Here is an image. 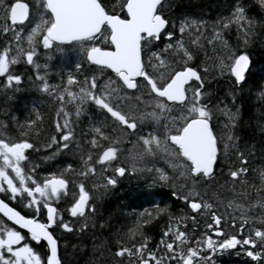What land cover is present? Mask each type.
I'll return each instance as SVG.
<instances>
[{"label": "trees", "instance_id": "obj_1", "mask_svg": "<svg viewBox=\"0 0 264 264\" xmlns=\"http://www.w3.org/2000/svg\"><path fill=\"white\" fill-rule=\"evenodd\" d=\"M14 1L0 0V140L28 146L18 174L11 172L17 194L0 180V199L47 228L68 226L54 233L62 264H138L145 258L184 264L183 255L204 248L215 225L252 233L256 259L225 250L209 264H264V0H162L157 12L170 38L141 41L144 71L159 87L175 71L198 74L188 99L168 111L181 128L197 116L186 108L193 93L196 111L209 120L217 145L213 173H197L194 180L180 176L158 152L131 154L141 135L160 142L178 131L160 128L150 115L152 101L160 99L144 79L130 91L110 70L87 61L90 47L111 48L106 26L94 37L55 43L46 37L52 17L44 0H24L28 20L11 25ZM98 1L108 14L126 17V0ZM242 54L250 57L255 79L238 87L232 70ZM107 150L113 155L103 158ZM54 177L66 186L52 198L44 188ZM83 193L89 197L85 211L71 212ZM8 229L21 232L28 245L31 234L0 214V233ZM32 244L40 262H48L46 248ZM170 244L182 246L175 252ZM198 254L191 264H205V253Z\"/></svg>", "mask_w": 264, "mask_h": 264}, {"label": "water", "instance_id": "obj_2", "mask_svg": "<svg viewBox=\"0 0 264 264\" xmlns=\"http://www.w3.org/2000/svg\"><path fill=\"white\" fill-rule=\"evenodd\" d=\"M161 1L126 0L124 5L126 18H122L107 14L98 0H44L52 17V24L46 35L48 39L56 43H70L96 35L103 25H107L110 29L109 40L112 49H101L97 46L90 48L86 52L87 60L116 73L127 89H134L135 79L144 76L155 95L169 103H181L186 99L185 86L190 83L191 79L198 78L195 70L185 68L176 71L161 88H158L150 77L141 73L143 68L140 48L142 36L146 38L154 36L158 39L164 30L160 20L161 16L156 13ZM28 17L29 5L24 0L12 3L8 13L10 24L24 23ZM238 58L235 60L233 73L236 71ZM171 141L179 146L183 156L189 160L193 172L212 174L217 146L206 118L196 117L188 120L179 134L171 136ZM47 182L52 186L53 192L57 187H65V181L60 178H51ZM86 201L87 195L81 196L74 208L77 211L83 210ZM192 208L196 210L197 204L192 205ZM0 214L21 230L32 234L36 239H48L49 248L55 249L56 243L52 241V235L47 227L23 216L1 199ZM49 219L52 221V216ZM247 254L251 255L250 252ZM252 257L256 259V256L252 255ZM189 262L188 259L186 264ZM47 264H60V261H57L53 254L49 256ZM139 264H150V261L141 260Z\"/></svg>", "mask_w": 264, "mask_h": 264}, {"label": "rangeland", "instance_id": "obj_3", "mask_svg": "<svg viewBox=\"0 0 264 264\" xmlns=\"http://www.w3.org/2000/svg\"><path fill=\"white\" fill-rule=\"evenodd\" d=\"M9 10H8V13H9ZM4 69H5V65L0 64V71H3ZM193 97H194L193 93H189V103L186 105V108L192 110L194 114H196L197 116L203 117L202 112L198 113L196 111V108L193 105ZM152 102L153 103L151 107L153 109L150 110L151 112L150 115L154 117L155 119L159 120L160 128H162L163 126H166V129L170 128L174 130V132L179 131L180 128H177L179 121L176 122L174 118L172 120L169 119L170 117L168 115V111L170 110V104L164 101V99H160V100L157 99ZM175 110L177 111V113H179L180 111L178 108H175ZM135 119L140 120L142 122L144 121V117L135 116ZM139 138L140 140L138 138H136L135 140H137L140 145L135 144V146L132 148V153L130 152L131 154H134L133 151L141 152L143 153V155L149 152H158V155L164 160H168L170 158L171 161H173L172 164L170 162L169 163L173 167L176 168L179 175L182 176L184 179L186 180L195 179L194 178L195 174L192 173L191 165L187 164V162L184 159L179 157V154L181 153L180 151L177 150L176 146L171 144V142L169 141V137L167 140L166 137L164 136L163 138L160 139V142H159V139H156V137H152V136L150 137L148 135H141ZM26 146L27 144L25 143H11L9 141L4 142L0 140V177L4 176V179H5L1 182V185H4L5 187H7V185L9 184L10 186L13 187L11 178L9 176H12L11 172L14 174L18 172L17 162L18 160L22 158V152ZM109 155H113V153L110 150H107L105 154H103V158ZM131 157H132L131 159L132 161L135 160L134 155H132ZM0 191H4V189L1 186H0ZM44 192L46 194H50V188L46 186L44 188ZM13 198H17V197L13 196ZM73 211L74 210H71V212ZM224 213L230 216L229 217L230 219L236 216L235 211L233 212L225 211ZM234 213H235V216H231ZM229 218L228 219L226 218V219L230 220ZM229 225L230 227L233 226L232 224H229ZM225 227L227 230L230 229L228 225H225ZM230 233L233 234L232 230H230ZM21 239L22 237L19 235V233L15 231L13 232L12 230L8 229L5 231V233L0 234V247H6L9 251H12V246L18 244V242ZM181 246L182 245H179V244L173 245V247L171 244L169 245V247L170 248L172 247L171 249H174L175 252H177ZM213 246L215 248L217 245L214 244ZM204 249L205 248L203 247L198 248V246L196 247L195 252L194 250L189 249V254L185 253L182 259L184 260L185 257L191 258V255L193 256L199 255L198 253L200 252L203 253L206 250ZM206 251L207 253H210L212 250H206ZM12 255L13 257H9L8 260H6V262H8L9 264H20L21 259H23V261L28 264H39L40 263V257H37L36 255H34L32 250L27 245L16 247L15 250L12 252Z\"/></svg>", "mask_w": 264, "mask_h": 264}, {"label": "snow or ice", "instance_id": "obj_4", "mask_svg": "<svg viewBox=\"0 0 264 264\" xmlns=\"http://www.w3.org/2000/svg\"><path fill=\"white\" fill-rule=\"evenodd\" d=\"M162 27L166 30L167 24L163 21V18H160ZM158 38H170V34L165 37L164 32H161L160 37ZM252 67V61L250 60V57L247 54H242L238 58V65L236 67V71L233 73V81L238 85V87H244L249 83V80H254L255 77L249 75V69ZM94 211V208H93ZM45 219L47 220V216H45ZM59 228L61 231L70 230L68 229L67 225L60 226L57 224H52L48 226L49 233H52V241L56 243L55 249L49 248V240L46 238H40V239H34L31 235L27 237L29 243L28 247L33 250L34 255H38L35 253V248L32 244V242H35V245L37 246H43L46 248V256H51L55 254L57 261L60 260L58 256V238L55 236L56 229ZM221 238H223V234L221 233ZM24 239L22 238L18 244L12 246V251H8L6 247H0V264H4V261L8 260L9 257H12V252L15 250L16 247L23 246L24 245ZM239 245L235 246H229V245H222L223 249L228 250H235V248H238ZM209 250L214 251V246L209 245ZM202 259L205 261V264H209L211 261V258L205 255L202 257ZM20 264H24L23 259H21ZM40 264H47V259H41ZM62 264V261L60 262Z\"/></svg>", "mask_w": 264, "mask_h": 264}, {"label": "flooded vegetation", "instance_id": "obj_5", "mask_svg": "<svg viewBox=\"0 0 264 264\" xmlns=\"http://www.w3.org/2000/svg\"><path fill=\"white\" fill-rule=\"evenodd\" d=\"M242 229V228H241ZM221 233L223 234V238H221ZM230 232H228L227 230L221 229L219 232H215L214 230L211 231L210 235L206 236V244H205V249L209 250V245H214L216 244L217 246L214 248V251L212 253V255H209L210 253H206L208 255V257H210L211 259L214 257L213 254H215V251H225L228 249H223L222 245H229V246H235V245H239L238 248H235V251L237 252H244V254L246 253V251L250 248V242L246 241L247 239H252L254 240L252 233L251 235L249 234H244L243 229L241 231L236 230V233L233 234H229ZM250 233V232H249ZM231 235V236H229ZM232 236L237 237L238 241L237 242H229V239L232 238ZM252 251H253V247H252Z\"/></svg>", "mask_w": 264, "mask_h": 264}, {"label": "bare ground", "instance_id": "obj_6", "mask_svg": "<svg viewBox=\"0 0 264 264\" xmlns=\"http://www.w3.org/2000/svg\"><path fill=\"white\" fill-rule=\"evenodd\" d=\"M156 13L159 14L157 11H156ZM159 15H160V14H159ZM160 16H161V15H160ZM161 18H162V16H161ZM163 20H164V19H163ZM164 21H165V20H164ZM165 22H166V21H165ZM219 231H220V230H219ZM219 231H218V232H219ZM188 259L190 260V262H189L188 264H191V262H192V258H190V257H185V258H184V264H186V261H187Z\"/></svg>", "mask_w": 264, "mask_h": 264}]
</instances>
